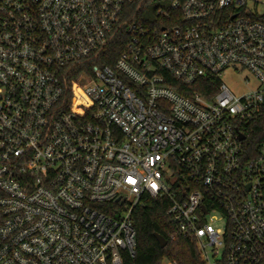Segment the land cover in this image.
I'll return each mask as SVG.
<instances>
[{
	"label": "built area",
	"instance_id": "2783aa9c",
	"mask_svg": "<svg viewBox=\"0 0 264 264\" xmlns=\"http://www.w3.org/2000/svg\"><path fill=\"white\" fill-rule=\"evenodd\" d=\"M263 113L264 0H0V264H125L146 197L205 264H264Z\"/></svg>",
	"mask_w": 264,
	"mask_h": 264
},
{
	"label": "trees",
	"instance_id": "16d2710c",
	"mask_svg": "<svg viewBox=\"0 0 264 264\" xmlns=\"http://www.w3.org/2000/svg\"><path fill=\"white\" fill-rule=\"evenodd\" d=\"M128 37L117 38L105 51L102 62L113 66L127 45ZM206 88H214L217 82H206ZM208 86V87H207ZM192 90H199L195 85ZM202 91V89H201ZM204 92V91H203ZM245 125L247 136L244 149L247 159L254 158L264 145V113ZM169 200L166 198L146 197L144 204L135 209L133 221L137 231V247L134 257H127L125 264H205L196 242L175 236V228L168 222L167 209ZM162 235L168 245L162 248L156 235ZM175 236V239L172 237ZM219 264H225L222 260Z\"/></svg>",
	"mask_w": 264,
	"mask_h": 264
},
{
	"label": "rangeland",
	"instance_id": "374dc122",
	"mask_svg": "<svg viewBox=\"0 0 264 264\" xmlns=\"http://www.w3.org/2000/svg\"><path fill=\"white\" fill-rule=\"evenodd\" d=\"M152 15H153V11L151 12V16ZM223 81L227 83L230 86V88L238 94L248 89V87L246 88L243 85V83L239 78H236L235 76L230 74H226L223 78ZM217 216L221 218L220 215L217 214ZM213 225L215 228H225L226 222L224 219H222L220 221L215 222Z\"/></svg>",
	"mask_w": 264,
	"mask_h": 264
},
{
	"label": "water",
	"instance_id": "95a60500",
	"mask_svg": "<svg viewBox=\"0 0 264 264\" xmlns=\"http://www.w3.org/2000/svg\"><path fill=\"white\" fill-rule=\"evenodd\" d=\"M240 137H241V140L246 139V137L244 135H241ZM156 239L158 240V242L162 248H165L168 245V241L162 235L157 234Z\"/></svg>",
	"mask_w": 264,
	"mask_h": 264
}]
</instances>
